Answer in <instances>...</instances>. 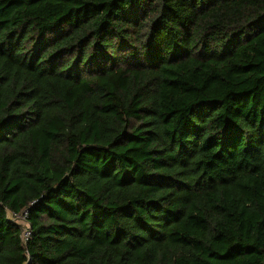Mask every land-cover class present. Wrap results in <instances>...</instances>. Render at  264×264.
Wrapping results in <instances>:
<instances>
[{"label":"trees","instance_id":"1","mask_svg":"<svg viewBox=\"0 0 264 264\" xmlns=\"http://www.w3.org/2000/svg\"><path fill=\"white\" fill-rule=\"evenodd\" d=\"M0 264H264V0H0Z\"/></svg>","mask_w":264,"mask_h":264},{"label":"built area","instance_id":"2","mask_svg":"<svg viewBox=\"0 0 264 264\" xmlns=\"http://www.w3.org/2000/svg\"><path fill=\"white\" fill-rule=\"evenodd\" d=\"M9 217L14 219L15 221H18L19 223H21L25 227L23 236H24L25 240L28 239V237L30 235V231H29V225L27 222V213L24 212L21 214H16V213L10 212Z\"/></svg>","mask_w":264,"mask_h":264}]
</instances>
